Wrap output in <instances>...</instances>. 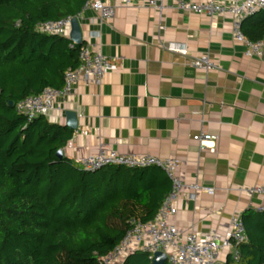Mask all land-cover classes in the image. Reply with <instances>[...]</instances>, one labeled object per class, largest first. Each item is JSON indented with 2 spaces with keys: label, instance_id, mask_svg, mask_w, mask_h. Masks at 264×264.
Listing matches in <instances>:
<instances>
[{
  "label": "crops",
  "instance_id": "crops-1",
  "mask_svg": "<svg viewBox=\"0 0 264 264\" xmlns=\"http://www.w3.org/2000/svg\"><path fill=\"white\" fill-rule=\"evenodd\" d=\"M116 6L112 19L101 22L98 13L87 10L79 20L82 40L101 48L114 67L101 85L81 82L71 95L55 100L47 115L51 122L66 126V112L78 114L63 157L75 162L105 145L121 154L178 159L184 186L171 223L183 239L191 231L212 229L226 236L233 215L256 211L264 201L246 192L264 186V57L247 54L228 15L185 12L173 0L162 9L138 1ZM172 42L185 44L189 54L168 50ZM201 56L216 68L191 65ZM200 132L218 138L201 148L193 139ZM136 171L143 174L142 185L153 186L154 197L170 193L164 170ZM195 182L214 193L195 191ZM130 204L142 214V203Z\"/></svg>",
  "mask_w": 264,
  "mask_h": 264
},
{
  "label": "trees",
  "instance_id": "trees-1",
  "mask_svg": "<svg viewBox=\"0 0 264 264\" xmlns=\"http://www.w3.org/2000/svg\"><path fill=\"white\" fill-rule=\"evenodd\" d=\"M86 1L0 0V264H100L129 220L154 219L165 199L142 185L136 169L90 172L60 159L74 131L45 115L27 122L17 110L29 96L61 88L65 73L78 67L81 44L38 25L76 16ZM242 31L251 41L263 39L264 10L249 16ZM130 202L142 203V214ZM242 218L249 240L240 260L228 256L227 264H264V212L248 210ZM121 264L153 260L135 251Z\"/></svg>",
  "mask_w": 264,
  "mask_h": 264
},
{
  "label": "built area",
  "instance_id": "built-area-1",
  "mask_svg": "<svg viewBox=\"0 0 264 264\" xmlns=\"http://www.w3.org/2000/svg\"><path fill=\"white\" fill-rule=\"evenodd\" d=\"M138 1L139 6L148 5L162 9L167 0H87L81 11L76 16H66L59 20H49L38 25L42 33L50 35L66 36L75 19L83 17L85 11L93 10L99 15L101 22L112 19L116 12V3L126 6ZM178 9L185 12L203 14L207 17L228 15L232 18V33L235 39L242 41L247 47L250 56L264 57V38L251 41L242 31L243 22L251 15L264 10V0H173ZM168 4V3H167ZM167 49L188 55V49L183 43H168ZM79 65L75 69H69L64 76V84L61 88H45L40 94L25 98L18 103L17 110L31 122L38 115L47 116L54 107L58 97H68L74 87L83 82L86 85H101L106 75L113 69L111 59L104 55L96 44L90 39L82 41L79 50ZM191 65L206 71L216 68L209 61L208 56L193 57ZM216 135L200 132L193 136L201 148L207 142L215 143ZM76 165L86 171L94 172L108 166H118L131 169H146L157 167L164 170L169 176L172 188L165 197L162 206L154 219L143 222L137 217L129 220V227L121 242L108 254L99 256L100 264H121L135 251H142L154 259L157 252H163L167 256L166 264H224L223 253L235 261L241 258L240 246L249 240L247 229L241 215H233L230 219L229 231L222 236L217 230H210L204 234L195 231L189 232L183 239L179 229L171 223L176 215L177 202L180 198L183 181L177 174L180 161L175 158L161 159L151 154H121L105 145L100 146L97 154L88 155L77 159ZM191 187L197 191L214 193L213 187L202 186L195 182ZM250 195H261L264 198V186L247 188ZM194 194L191 198H194ZM264 212V201L255 209Z\"/></svg>",
  "mask_w": 264,
  "mask_h": 264
},
{
  "label": "water",
  "instance_id": "water-1",
  "mask_svg": "<svg viewBox=\"0 0 264 264\" xmlns=\"http://www.w3.org/2000/svg\"><path fill=\"white\" fill-rule=\"evenodd\" d=\"M71 27L72 28L70 33V39L75 44H81L83 40H82V32L79 21L75 19ZM10 104L13 105V102H10ZM66 119H67L66 126L72 130H76L78 126V114L74 111H68L66 112ZM57 155L60 159L63 158V150H59ZM166 260H167V256L165 253L157 252L154 256L153 264H166Z\"/></svg>",
  "mask_w": 264,
  "mask_h": 264
}]
</instances>
